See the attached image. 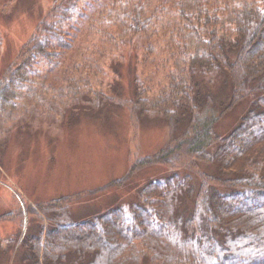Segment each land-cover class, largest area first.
<instances>
[{"label": "trees", "instance_id": "16d2710c", "mask_svg": "<svg viewBox=\"0 0 264 264\" xmlns=\"http://www.w3.org/2000/svg\"><path fill=\"white\" fill-rule=\"evenodd\" d=\"M55 5L0 76V123L13 119L18 106L26 117V100L47 108L57 101L76 105L84 90V107L105 106L103 92L91 91L90 75L82 78L71 69L81 64L67 53L80 47V31L97 25L105 39L132 33L142 38L143 62L166 38L172 68L155 85L134 76L131 103L142 114L181 124L183 135L136 161V166L165 162L177 169L148 178L129 201L78 217L69 212L70 195L38 202L44 218L27 226L19 242L4 240L16 262L264 264V0H62ZM154 61L153 73L164 63ZM62 69L65 81L56 85L51 77L57 80ZM216 80L223 87L218 94L206 86ZM235 103L244 105L236 123L226 133L216 132L219 118ZM126 175L109 183L121 185ZM28 211H34L30 204Z\"/></svg>", "mask_w": 264, "mask_h": 264}, {"label": "rangeland", "instance_id": "374dc122", "mask_svg": "<svg viewBox=\"0 0 264 264\" xmlns=\"http://www.w3.org/2000/svg\"><path fill=\"white\" fill-rule=\"evenodd\" d=\"M61 1L0 0V76L8 65L15 62L21 47L38 32L39 20L50 18L49 12ZM96 28L97 25L86 26L80 31L77 35L80 47L67 53L70 54L68 58L81 64L71 69L82 78L90 75L91 91L103 92L108 101L105 106L84 107L87 98L84 90L76 105L57 101L53 109L26 100V117L20 113L24 107L18 106L13 111L14 120L0 123L3 126L0 128V264H9L7 256L14 262L17 259L10 244L4 240L17 237L19 242L27 226L44 218L38 202L70 195V214L87 216L117 200H131L135 188L148 178L177 169L165 162L136 166L140 157L155 154L183 135L181 124H173L161 115L142 114L131 103L134 76L139 75L155 85L165 78V69L172 68L166 38L157 46L155 56L143 62L142 38H136L132 33L123 39H105ZM154 57L161 58L164 63L153 73ZM91 58L93 65H90ZM95 64L101 70L95 68ZM64 71L58 72L57 80L51 77L52 82L56 81L57 85L65 81ZM56 74L54 72L51 76ZM222 85L225 86L224 81ZM206 86L216 94L223 88L219 80ZM241 108L244 105L233 104L219 118L214 130L226 133L231 129ZM206 169L215 172L213 167ZM124 175L123 184L109 183ZM29 204L34 210L32 214L28 211ZM45 213L50 215L48 210Z\"/></svg>", "mask_w": 264, "mask_h": 264}]
</instances>
